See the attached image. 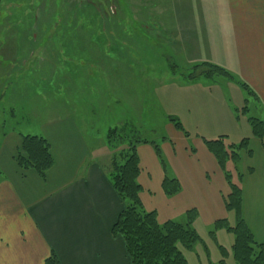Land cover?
Instances as JSON below:
<instances>
[{"label":"crops","instance_id":"crops-1","mask_svg":"<svg viewBox=\"0 0 264 264\" xmlns=\"http://www.w3.org/2000/svg\"><path fill=\"white\" fill-rule=\"evenodd\" d=\"M169 1L172 10L167 23L173 29V53L182 56L187 67L202 59L213 61L209 56L216 54L217 41L226 46L222 53L231 59L232 70L257 98V106H250L252 110L248 100V113L251 110L255 118L264 120V0ZM8 44L4 48L7 54H15L18 48ZM2 47L0 55L4 53ZM195 84H172L177 90L173 98L167 92L169 101L182 104V113L188 117V128L183 129L188 136L167 122V134L157 143L168 175L180 184L179 193L170 198L164 194V170L150 144L137 146V182L142 206L156 213L158 223H184L186 213L193 210L196 217L192 227L198 233L210 231L218 221L235 222L225 208L229 186L203 140H214L217 134H238V106L243 108L247 97L228 80L203 82L201 89H192ZM223 90L234 91L235 105L225 94L220 102L210 98ZM79 116L77 111L70 115L61 111L42 123V137L54 161L44 179L32 170L22 173L16 166L13 156L20 133L2 134L0 264H44L52 255L59 264H131L122 237L111 234L123 203L110 181L106 134L99 136L81 128ZM245 125L242 139H249L251 153H241L237 165L241 179L235 182L242 191V219L254 239L264 242V147L252 137L248 123ZM198 127L216 135H190ZM226 169L232 175L234 165L227 163ZM222 232L228 233L220 229L216 237ZM186 252L192 253L193 248Z\"/></svg>","mask_w":264,"mask_h":264},{"label":"rangeland","instance_id":"rangeland-1","mask_svg":"<svg viewBox=\"0 0 264 264\" xmlns=\"http://www.w3.org/2000/svg\"><path fill=\"white\" fill-rule=\"evenodd\" d=\"M44 1L0 2V46L4 51L0 55V142L3 133L42 136V123L61 111L68 115L77 111L81 128L99 136L126 125L136 128L141 139L160 143L167 134L168 118L188 128L182 104L167 97V92L172 98L176 94L172 84L196 76L188 70L191 66L185 67L184 58L173 53V29L167 23L172 10L169 0H55L49 7ZM90 5L99 12L93 13ZM7 43L18 48L15 54H7ZM216 49L209 56L213 61L202 59L198 64L214 63L237 77L228 54L222 53L226 46L217 41ZM195 78L191 84H198L192 89L209 82L203 76ZM218 80L226 78L211 79ZM213 94L212 100L220 102L225 94L235 105L234 91ZM254 105L251 98L248 108ZM238 107L239 133L217 134L214 140L226 137V143L238 144L245 137L243 117L256 116L252 109L243 115L240 104ZM204 130L198 127L190 135H216ZM105 149L111 156L107 144ZM232 177L239 181L235 169ZM229 222L235 225L233 220ZM209 232L198 230L201 242L192 253L183 250L188 263L220 264L224 260L237 264L230 251L234 236L222 232L216 237L217 231L213 238ZM219 246L227 249V256H222Z\"/></svg>","mask_w":264,"mask_h":264},{"label":"trees","instance_id":"trees-1","mask_svg":"<svg viewBox=\"0 0 264 264\" xmlns=\"http://www.w3.org/2000/svg\"><path fill=\"white\" fill-rule=\"evenodd\" d=\"M44 3L48 7L49 3L51 5L56 4L55 0H45ZM90 7L93 13L95 11L99 12L97 8L91 5ZM63 10L61 11L63 12ZM119 24L121 25V21H119ZM86 29H89V27L86 26ZM188 70L196 73L195 77L203 76L209 78L210 82H212L211 79L214 76H221L236 84L244 91L247 97L245 106L242 108L243 115L248 112L246 107L248 100L251 98L254 101L257 100L256 95L247 84L240 81L229 71L216 65L210 63L194 64ZM195 77L189 79L188 82L195 81ZM168 122L176 130L182 132L186 137L188 136L176 119L168 118ZM247 123L252 137L259 140L262 143V147H264V120L248 117ZM139 134L136 128L127 127L126 125L110 128L106 132L105 143L111 151L110 181L123 203V208L112 225L111 234L122 237L131 264H189L183 254V250H190L196 243L201 242L200 236L192 227L196 212L193 210L187 212L184 223L167 221L160 224L157 222L154 211L148 212L144 209L139 198L141 187L137 182L140 172L137 155L138 145H153L156 157L164 170L162 190L166 197L175 196L181 188L177 179L168 175L166 162L159 145L152 141L141 139ZM19 137V146L13 156L16 166L22 173L32 170L40 178L44 179L46 172L52 167L54 162L48 142L42 136L19 134ZM225 139V137H219L215 140H203V142L209 153L215 158L229 186L230 193L225 199V208L227 212L234 215L235 225L231 227L226 220L218 221L213 225L209 235L214 238L218 230L226 229L228 233L234 236L231 253L233 260L237 264H264V242H257L254 239L250 229L242 219L241 187L239 182L232 181V175L226 169V164L231 161L240 181L241 174L238 172L237 165L240 161L241 153H251L249 150V139L244 138L238 144H228ZM218 248L223 257L228 255L223 247L219 246ZM44 264H59V262L56 256L52 255L45 260ZM220 264H225V261L221 260Z\"/></svg>","mask_w":264,"mask_h":264}]
</instances>
